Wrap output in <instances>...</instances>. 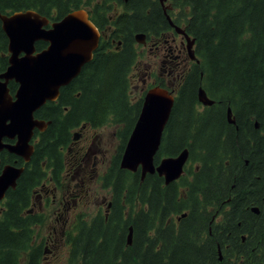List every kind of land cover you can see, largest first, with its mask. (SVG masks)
Instances as JSON below:
<instances>
[{
	"label": "trees",
	"instance_id": "obj_1",
	"mask_svg": "<svg viewBox=\"0 0 264 264\" xmlns=\"http://www.w3.org/2000/svg\"><path fill=\"white\" fill-rule=\"evenodd\" d=\"M113 1L0 0V10L32 8L61 19L79 7L108 11ZM125 3L130 14L115 20L59 98L35 112L48 125L16 187L0 202V264L44 263L41 220L28 212L34 190L45 169L57 167L59 174L76 127L108 122L118 125L120 145L104 180L120 208L98 223L82 222L69 238L68 264H264V0H167V13L195 40L198 60L180 82L154 159L158 164L189 150L186 173L169 184L158 173L142 179L140 170L120 164L144 99L131 97L135 34L159 35L169 27L159 0ZM112 39L117 49L110 48ZM7 45L0 21V74L8 66ZM46 45L36 43L38 50ZM200 87L214 104L201 106ZM0 158L2 165L22 163L6 150ZM185 212L188 222L176 226L172 216Z\"/></svg>",
	"mask_w": 264,
	"mask_h": 264
},
{
	"label": "water",
	"instance_id": "obj_2",
	"mask_svg": "<svg viewBox=\"0 0 264 264\" xmlns=\"http://www.w3.org/2000/svg\"><path fill=\"white\" fill-rule=\"evenodd\" d=\"M160 1L165 4L166 0ZM164 8L166 9L165 5ZM0 20L8 37L10 52L9 66L0 74V151L6 149L28 160L33 152V146L30 145L33 130L46 128V122L35 118V112L48 101H55L60 95L61 87L68 85L80 74L83 66L91 61L99 44L100 32L84 9L68 13L61 20L52 23L51 28L45 27L48 18L33 10L19 11L11 15L0 11ZM186 36L190 54L195 57L191 49L194 40ZM136 38L142 41L144 35L139 34ZM41 40L48 45L37 51L36 43ZM10 79H15L19 84L14 100L7 90ZM198 96L204 105L214 103L202 87ZM174 102V96L159 86L146 92L140 114L121 159L122 168L134 172L140 167L142 178L147 173L157 172L164 177L166 184L182 175L189 156L188 149H184L177 156L163 158L157 166L154 163ZM228 118L230 122H235L230 107ZM256 126L258 127V124ZM4 137H17V141L14 144L6 143L3 141ZM23 170L22 167L11 164L2 167L0 201L5 198L9 188L16 186ZM252 210L259 213L257 207ZM131 239L130 229L129 243Z\"/></svg>",
	"mask_w": 264,
	"mask_h": 264
},
{
	"label": "flooded vegetation",
	"instance_id": "obj_3",
	"mask_svg": "<svg viewBox=\"0 0 264 264\" xmlns=\"http://www.w3.org/2000/svg\"><path fill=\"white\" fill-rule=\"evenodd\" d=\"M99 1L100 0H98V2ZM126 1L127 0L113 1L110 5L111 9L108 11H100L101 9L98 10V8L92 9L85 7L90 14V20L100 32L98 47L101 43H103L104 40H107L108 34L114 28H116L114 27V25H116L115 20L124 14H130V10L125 3ZM159 2L163 8L164 5L166 9L171 8L168 3L162 4L160 0ZM98 4L101 5L100 3ZM25 10L34 9L28 8ZM74 10L75 9L71 10V12ZM34 11L39 13L41 16L48 18V24L45 25L46 28H51L52 23L61 20L68 14L67 13L61 17V19H53L49 16L42 15L36 10ZM15 12L18 11H1V13L6 15H11ZM165 13L169 22V27L163 33L149 36L144 33L135 34V47L138 50V59L134 64L130 75L133 73V71H135V69L137 70L138 64H140L142 61L144 70L143 73L137 70L143 75H141L142 80L139 90L140 94L135 96L134 99L144 97L150 88L161 85H165V87L170 92L176 95L180 81L190 70L193 64V60L191 59L190 53L188 51L189 43L188 39L186 38V31L182 22L177 20L179 23H176L170 14H168L166 11ZM139 34L144 35V39L142 41H138L136 38V36ZM112 41L113 42L110 45V48L117 49L119 45H116V40L112 39ZM120 41H118L119 44ZM45 43L48 45L47 42ZM5 56L8 58L9 66L10 52L8 50V45ZM145 59L149 60V62L146 63ZM6 69L2 73H4ZM13 84L16 85L14 89L12 87ZM18 86L19 84L15 79H10L7 83L8 94L12 100L15 99V93L18 89ZM111 126L115 125H112L109 122L96 126L89 123H84L76 127L73 130V136L66 145V148H63L62 150L63 166L60 168L59 174L57 173V167L45 169L46 174L42 183L34 190V196L31 200V205L28 212L38 216L41 220V222L37 224V227H41L44 233L42 237L45 246L43 255L44 259L52 256V260L57 262V264L60 262L62 263L69 261L72 247V243L70 242L69 238L72 233H78L82 222L84 220H89L96 221L98 223L97 217H104L107 219L111 212L114 214L116 209L120 208L119 201H116L113 194L111 193L112 188L106 186L104 180V176L112 167L113 156L111 158L107 157L105 149V140H107V137L104 138V132ZM115 128L116 131L114 133L119 140V147L120 138L117 134L118 127L115 126ZM41 132L42 131L38 128L33 130L32 139L30 140V145L33 146V152L28 160H26L23 156L14 154L15 156L22 159V163L20 160L16 161L14 164L16 165L15 167H22L25 170V168L28 166L35 151V145L39 141V133ZM3 141L13 144L16 143L17 137L13 139L4 137ZM2 151L5 150H1L0 154ZM0 161L1 170V166L5 164L2 165L1 158ZM157 165H159V163L156 164V166ZM188 167L189 162H187L185 166V173ZM138 170L141 172L140 167ZM105 190H108L107 195L102 194V192ZM123 206L124 208H127L130 206L129 202H123ZM171 219L177 226L179 223H187L189 217L188 213L185 212L182 215H173ZM48 253L50 254L46 255Z\"/></svg>",
	"mask_w": 264,
	"mask_h": 264
},
{
	"label": "rangeland",
	"instance_id": "obj_4",
	"mask_svg": "<svg viewBox=\"0 0 264 264\" xmlns=\"http://www.w3.org/2000/svg\"><path fill=\"white\" fill-rule=\"evenodd\" d=\"M142 59V58H141ZM148 59V58H147ZM145 59L146 63L149 62V60ZM143 60V59H142ZM142 63V64H141ZM140 64H138L137 70L141 71L143 73L144 67H143V61ZM135 69V71H133L132 75V79H131V75H130V82H131V97H135L138 94H140V87H141V80L142 77L141 75H143L141 72L139 73V71H137ZM116 131L115 126H111L108 130H106L104 132V138L107 137L106 144H105V149H106V154L108 158H111L113 156V154L116 152L118 144H119V140L116 136V134L114 133ZM102 194H108V190H105L102 192ZM38 230L41 231V227H37ZM50 253L46 254L49 255ZM52 256L49 258H46L44 260L43 264H57V262H54V260H52ZM50 261H49V260ZM59 264H68V261L65 262H60Z\"/></svg>",
	"mask_w": 264,
	"mask_h": 264
}]
</instances>
